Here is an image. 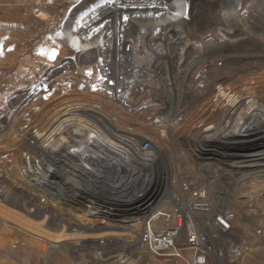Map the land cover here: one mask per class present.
<instances>
[{"label":"rangeland","instance_id":"374dc122","mask_svg":"<svg viewBox=\"0 0 264 264\" xmlns=\"http://www.w3.org/2000/svg\"><path fill=\"white\" fill-rule=\"evenodd\" d=\"M214 1L217 0H154L149 8L153 16L141 23L142 32L164 36L172 23L191 27L193 21H201L197 19L198 10ZM250 1L240 0L239 6L245 7ZM108 3L111 0H0V264H120L112 250L74 249L104 243L108 237L93 241L79 238L115 235L118 229L100 228L103 225L90 220L88 214L74 211L72 194L71 201L63 200L60 191L67 193L61 183L65 175L60 181L56 173L36 164V156L25 147L32 133L42 134L55 118L68 111L94 107L107 120L114 119L122 130L136 131L141 136L158 137L169 121L173 138L180 141L192 125L211 123L213 110L219 109L220 113L223 109L213 88L218 84L235 92L264 91V53L256 56L250 44L245 50L247 42L241 40L234 42L237 48L227 49L234 59L240 58L237 64L206 63L185 78L182 68L170 73L162 62L157 63L156 71L147 68V73L142 74L141 65L135 60L136 52L120 55L123 71L135 70L133 74L138 78L124 74L120 84L126 85V93L131 84L137 86L128 91V102L118 101L123 104L119 105L107 88L111 86L112 92L117 88L113 81L115 56L105 53V58L100 52L94 59H84L87 54L93 56L94 48L101 47L95 45V15ZM219 8H214V14L221 11ZM216 32L204 40L214 37ZM247 35L260 42L257 46L264 50V35L253 30ZM102 72L110 78L109 84L105 85L107 80ZM69 118L62 119L65 124L60 126L57 136L66 129H76H72ZM255 127L261 134L253 138L263 137L264 119ZM25 157L31 160L29 164ZM25 172L28 177H24ZM232 200L238 223L264 222V186L237 187ZM44 213V218L34 215ZM51 214L64 224L56 228ZM32 224L44 225L46 232ZM69 224L88 232L70 230ZM68 237L73 239L65 241ZM248 249L239 264H264V236ZM142 264L153 263L144 260Z\"/></svg>","mask_w":264,"mask_h":264},{"label":"built area","instance_id":"2783aa9c","mask_svg":"<svg viewBox=\"0 0 264 264\" xmlns=\"http://www.w3.org/2000/svg\"><path fill=\"white\" fill-rule=\"evenodd\" d=\"M169 124L158 137L134 140L135 156L129 162L140 172L122 176V159V164L96 165L99 174L88 178L78 171L71 173L75 176L72 209L99 214L93 211L98 200L125 199L143 191L153 205L134 222L90 217L103 225L100 228L119 229V236L104 242L120 264H142L144 260L153 264H239L249 245L264 236V222L238 223L233 193L241 186H264V148L227 152L226 144L220 142L225 136L204 133L205 121L192 125L176 141ZM74 166L75 170L81 167ZM61 174L57 171L58 179Z\"/></svg>","mask_w":264,"mask_h":264},{"label":"bare ground","instance_id":"6f19581e","mask_svg":"<svg viewBox=\"0 0 264 264\" xmlns=\"http://www.w3.org/2000/svg\"><path fill=\"white\" fill-rule=\"evenodd\" d=\"M239 1L240 0H217L209 2L205 7L198 10L197 19L199 20L200 18V22L193 21L191 27L188 28L178 23H172L170 32H166L164 36H156L143 33L140 26L143 21L153 16L149 8L153 7L154 0H111V3H108L106 7L98 9L95 15L96 24H98V30L96 32L97 41L95 45H101V47L94 48L92 50L93 56L87 54L84 56V59H94L100 52H102L105 58V53H110L115 56L116 60H114L115 62L113 64L115 73L113 76L114 78H112L117 88L114 92L110 91L111 86L108 87L107 85V88L111 94V98L119 105H123L120 103H124V100L128 102V91L132 86H137L131 84L126 93V85L121 87L120 84L122 78H124V74L138 78V76L136 77V75L134 76L133 74L135 70L131 69V72H129L130 70L123 71L120 55L124 53L132 55L136 52L135 60L141 65L140 68L142 70H139L142 74L147 73V68L152 72L157 63L162 62L163 66L169 70L170 73L176 72L177 69L182 68L184 72L183 78L187 77L191 71L203 67L206 63L214 64L225 61L231 65L230 62L234 61L237 64L240 58L234 59V55L227 52L229 48L238 47V45H234L235 41L245 40L247 42V46L245 45L246 47H244L245 50L249 47L248 44L252 45L250 47L253 48L254 53L256 52V56H258L259 53H264V50H260L257 46L260 42L257 43L255 40L249 39L247 35V32L250 30H253L259 35H264V0H252L245 7H240ZM219 6V9L222 8L221 11L214 14L215 10H217L214 8ZM216 30L218 31L216 32ZM212 32H216L215 35L213 34L214 37L204 40L206 36ZM196 45L198 48H195ZM245 50L243 51L246 52ZM232 52L234 53V51ZM102 74L105 80H107L105 85L109 84L108 79L110 78L103 72ZM139 80H141V78ZM218 85L219 86L213 88L214 91L216 90L219 102L223 103V109L220 113L219 109H217V111L213 110V125H210L211 123L206 124L203 128L206 131H204V133L211 132L214 134L216 132L215 134L219 137L229 134L243 136L248 133H253V135L255 134L256 136L258 131L254 128H257L255 126L263 122L264 119V91L255 93L254 91L247 92L241 89L235 92L225 90L222 88L221 84ZM118 101H120V103ZM174 106L173 104V112H175ZM222 113L224 117H221ZM67 117H70L69 119L71 120H69V123L70 125L72 124V129L76 128L74 130L76 132L70 128L66 129L67 131L60 132V135L57 136L60 126L65 124L62 122V119ZM115 123L114 119L107 120L104 115L98 112L97 108L78 107L66 112L63 116L57 117V119L55 118L50 127L45 129V132L42 134L33 131L34 133L26 139L25 147L28 151H32L33 156H36L34 157L36 158L35 162L39 167L50 173L57 174V171H59L62 173L61 176L65 175L64 179L61 178L63 181H61V179L60 181L66 186L67 196L61 191L60 194H62L63 200L71 201L70 195L73 192L72 185L75 177L71 173L74 171H78L79 176L88 178L89 175L94 176L99 174V172H95V170H97L96 165H107L108 163L122 164L123 159L124 163L120 167V174L122 176H129L135 171L140 172V170H136V168L131 165L129 159L135 156V149L133 146L134 140L136 138L142 139L143 136L136 131L130 130L129 132L122 130L119 125ZM242 124L245 125L243 126ZM82 126L85 127L86 130H83L81 128ZM260 134L261 132L258 133V136ZM153 148L156 152L158 151V153L161 154L162 150L154 143ZM126 150L129 151L128 154L130 156L127 154ZM24 159L27 164L31 161L29 158L27 159V157ZM76 163L81 165V169L75 170L74 165L77 166ZM105 171L106 170L102 171V173ZM109 172L111 173V171ZM25 173L24 177H28V173ZM82 183V185H84L83 181ZM43 207L45 208V206ZM34 215L44 218L47 214ZM52 217L56 220V228L64 224L63 222L57 221V218H55L57 215H52L50 218ZM32 227H40L46 232L44 225L39 226L37 224H32ZM69 228L70 230L80 233L88 232L84 228L79 229L72 225H70ZM102 230L104 229H99V231ZM75 234L73 235L76 236ZM111 235L112 234H99L90 237H82L79 238V240L92 239L93 241L105 237L109 238ZM112 236L117 237L119 234ZM72 239L73 238L68 237L64 240L68 241ZM109 240L114 241L113 239ZM107 243L108 242L95 245H81L82 247L78 246L74 249L80 251H82V249L84 251H105L109 250L106 246Z\"/></svg>","mask_w":264,"mask_h":264},{"label":"water","instance_id":"95a60500","mask_svg":"<svg viewBox=\"0 0 264 264\" xmlns=\"http://www.w3.org/2000/svg\"><path fill=\"white\" fill-rule=\"evenodd\" d=\"M253 135L248 133L247 135L229 134L223 137L220 142L226 144L225 149L227 152H251L264 148V136L253 138ZM256 137V136H255ZM237 142H242L243 145H234ZM217 143V142H216ZM146 194L143 191H139L132 194L125 199H105L103 201H97L94 208V213L88 214L89 217L102 216L111 221H119L123 223L134 222L137 217L146 214L153 205V202L146 199ZM99 198V197H97ZM149 204V205H147Z\"/></svg>","mask_w":264,"mask_h":264}]
</instances>
